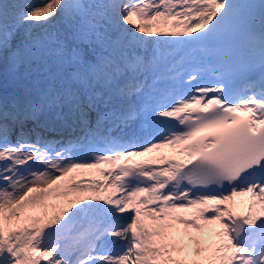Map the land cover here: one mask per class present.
Returning <instances> with one entry per match:
<instances>
[{
  "label": "snow or ice",
  "instance_id": "snow-or-ice-1",
  "mask_svg": "<svg viewBox=\"0 0 264 264\" xmlns=\"http://www.w3.org/2000/svg\"><path fill=\"white\" fill-rule=\"evenodd\" d=\"M0 67V264H264V0H0Z\"/></svg>",
  "mask_w": 264,
  "mask_h": 264
},
{
  "label": "rangeland",
  "instance_id": "rangeland-1",
  "mask_svg": "<svg viewBox=\"0 0 264 264\" xmlns=\"http://www.w3.org/2000/svg\"><path fill=\"white\" fill-rule=\"evenodd\" d=\"M34 3L41 2V0H33ZM136 19V18H134ZM136 22L139 23V20L136 19ZM9 90H11V84L8 86ZM80 177H83L80 176ZM80 195L79 193H75L72 195L68 196H59L55 195L53 197H50L48 201L44 205L37 206L41 211L46 212L48 215H51L53 213L61 212L64 209L68 208L71 206L72 201L76 200ZM234 199H237V203L239 206L237 208L241 211H246V207L241 204L240 202L242 201H247L249 198L248 197H235ZM228 206L230 207V202L228 203ZM30 214L29 210H22L21 215H27ZM18 226V217H12L10 220H7L5 223V228L6 230L9 227L15 228ZM211 227V226H209ZM46 259V258H45ZM42 264H44V261H42Z\"/></svg>",
  "mask_w": 264,
  "mask_h": 264
},
{
  "label": "bare ground",
  "instance_id": "bare-ground-1",
  "mask_svg": "<svg viewBox=\"0 0 264 264\" xmlns=\"http://www.w3.org/2000/svg\"><path fill=\"white\" fill-rule=\"evenodd\" d=\"M95 175L96 176H98L96 173H95ZM99 177V176H98ZM78 178V177H77ZM80 180H84V179H80ZM230 203L232 204V209H233V211H237V212H240L241 213V211L238 209V208H236L237 206H239V204L237 203V199H234V201H230ZM236 206V207H235ZM235 208V209H234ZM84 226H86V224L84 225ZM78 227V229L80 228V225H78L77 226Z\"/></svg>",
  "mask_w": 264,
  "mask_h": 264
},
{
  "label": "trees",
  "instance_id": "trees-1",
  "mask_svg": "<svg viewBox=\"0 0 264 264\" xmlns=\"http://www.w3.org/2000/svg\"><path fill=\"white\" fill-rule=\"evenodd\" d=\"M0 71H2V67H0ZM11 84V78L9 77V80H8V85ZM7 85V86H8Z\"/></svg>",
  "mask_w": 264,
  "mask_h": 264
}]
</instances>
